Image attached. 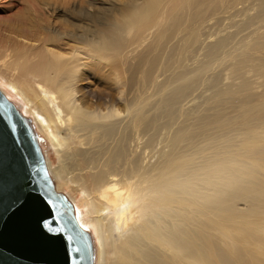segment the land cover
Returning <instances> with one entry per match:
<instances>
[{
	"label": "bare ground",
	"instance_id": "bare-ground-1",
	"mask_svg": "<svg viewBox=\"0 0 264 264\" xmlns=\"http://www.w3.org/2000/svg\"><path fill=\"white\" fill-rule=\"evenodd\" d=\"M39 7L0 89L61 158L94 264H264V0H131L82 31ZM101 77L118 92L83 91Z\"/></svg>",
	"mask_w": 264,
	"mask_h": 264
},
{
	"label": "water",
	"instance_id": "water-1",
	"mask_svg": "<svg viewBox=\"0 0 264 264\" xmlns=\"http://www.w3.org/2000/svg\"><path fill=\"white\" fill-rule=\"evenodd\" d=\"M95 243L50 176L30 118L0 89V264H94Z\"/></svg>",
	"mask_w": 264,
	"mask_h": 264
},
{
	"label": "rangeland",
	"instance_id": "rangeland-1",
	"mask_svg": "<svg viewBox=\"0 0 264 264\" xmlns=\"http://www.w3.org/2000/svg\"><path fill=\"white\" fill-rule=\"evenodd\" d=\"M127 1H131V0H19L16 6L9 7L6 6L7 2L5 0H0V51H4L5 48L9 47L10 45L9 43L12 41L14 42L15 40H17V42L23 45L38 46L39 43L29 41L31 39L38 38L39 35L38 34L39 32L37 33L36 29L32 28V25L30 24V19L34 15L31 14L30 8H32L33 6H36L38 8H40L39 6H41V8L45 9L46 11L50 9L49 12L47 11L46 16L48 18H51L50 21L53 24V26L54 25L56 26V27L54 26L55 28L59 29L61 28L60 25H63L62 27H64L65 25L68 26L66 28L71 27L70 28L71 30L76 28L79 31H82L88 29L87 27H91L92 23L90 22L91 20H88L82 16L80 17L78 15L79 11L82 10V12H84L85 14H89L90 12L93 11L109 10L110 12L106 14L112 15L114 8L121 9L122 4H124ZM60 3L62 4V6H59ZM55 9H61L62 11L59 15H56V13L54 12ZM65 10H69L71 14L70 15L64 14ZM116 17H118V15H116ZM18 32H20L21 35L27 34V36L20 37L18 36V34L16 35V33ZM85 57L88 56L86 55L82 56L84 60H90L89 57L88 58ZM5 67H6L5 64H3V62H1L0 60V85L4 87L5 89L4 91L8 92V94L13 97L16 94L8 87L7 82H5L4 78H2L7 76L4 75L3 72L9 73L7 67L6 69ZM99 72L100 73L103 72L101 68H99ZM107 82H108L107 79L105 78L103 79L101 77V81L93 83L92 80L89 81L85 80L84 82H82L81 85L83 87V91L87 94H90L91 96H98L101 95V92L104 91L108 92L109 90H112L111 91L112 93L114 90L117 91L118 89L117 85L114 87L115 84L114 85L111 84L113 86L112 87L114 89L113 90L111 89L110 84L108 86ZM100 88L102 89V91ZM99 90L101 92H99ZM38 135L41 139V145L45 152L46 161H50V163L53 164L52 169L53 167L54 169L57 168L61 164L60 163L61 158L54 153L48 140H46L39 132ZM52 179L55 183V186L57 187L58 185L57 180L55 179V177H52ZM63 193L67 194L68 190L67 189L63 190ZM80 197L81 195H78V199ZM80 209H84V207L81 206ZM86 216L87 217L85 221L90 222V220L92 219L91 216L89 215Z\"/></svg>",
	"mask_w": 264,
	"mask_h": 264
}]
</instances>
